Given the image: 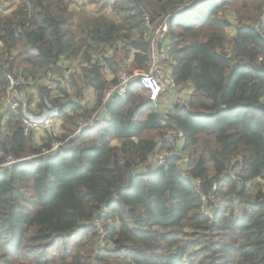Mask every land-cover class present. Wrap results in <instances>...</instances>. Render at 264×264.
I'll list each match as a JSON object with an SVG mask.
<instances>
[{
  "label": "trees",
  "instance_id": "16d2710c",
  "mask_svg": "<svg viewBox=\"0 0 264 264\" xmlns=\"http://www.w3.org/2000/svg\"><path fill=\"white\" fill-rule=\"evenodd\" d=\"M88 1L99 10L77 21L71 0H0L4 10L15 5L0 14V94L6 73H50L52 84L37 86L28 104L58 106V128L69 133L80 114L98 109L127 59L129 68L146 67L143 13L168 11L167 68L176 89L190 94L161 113L163 95L149 101L134 82L65 147L0 170V264H264V0ZM104 46L109 55L92 59ZM78 57L85 64L65 76ZM59 79L77 96L95 90L93 107L70 99ZM174 130L184 153L132 176L135 166H151L155 139ZM32 132L16 113L0 111V162L49 147L51 136L37 144ZM211 205L212 219L203 213Z\"/></svg>",
  "mask_w": 264,
  "mask_h": 264
},
{
  "label": "built area",
  "instance_id": "2783aa9c",
  "mask_svg": "<svg viewBox=\"0 0 264 264\" xmlns=\"http://www.w3.org/2000/svg\"><path fill=\"white\" fill-rule=\"evenodd\" d=\"M170 18V13L156 16H151V14L147 12L143 13L142 37L148 44V60L146 67H135L125 70L123 69L124 67L121 66L120 75L117 77L116 82H109L101 91L100 107L90 114H80L69 133L62 132L63 130L59 129L55 131L54 129L55 120L59 118L61 114L58 106L53 105L47 99H43L40 107L31 108L28 104V100L24 98V92H27V89L36 88L41 81H48L51 78L50 73H48L44 79H26L23 77H16L11 73H6L4 75L6 86L4 91L0 94V111L9 110L16 113V115L21 118L25 133H29L35 128H40L45 132V136H51L53 140L50 142L48 148H44L38 153L20 157H13L11 155L4 156L3 160L0 162V170L8 169L36 158H44L58 149L65 147L70 140L80 136L84 130L92 128L97 122L99 112L104 105L116 96H124L134 82H137L139 88L145 94L144 97L152 102L158 101L165 91H171V88L174 87V81L165 71V62L168 60L169 56L168 45L165 41L170 31ZM260 22L264 24V7L262 9ZM95 55L98 56L97 53ZM187 96L189 95H186V97ZM176 104L179 105L181 102L177 101ZM168 133V135L165 134L162 136V141L158 144L159 147L174 139L175 134L179 133L180 137H182V133L178 130L169 131ZM162 150H164V152H160L161 154H157V150L152 159L151 166L146 170H142L141 166H135L132 169L131 175L136 176L142 173H151L165 166L166 158L173 156L174 153L178 151L165 148ZM182 158L179 165L180 170L185 169V165L182 164L187 160L184 156ZM202 199L207 200L206 197ZM212 201L216 204L217 199L212 197ZM207 208L208 209L203 210V213L206 214L208 218L212 219V213L213 211H217V207L211 205ZM102 215H104V213H102ZM78 232V230H75L74 233ZM102 242L101 239V243Z\"/></svg>",
  "mask_w": 264,
  "mask_h": 264
},
{
  "label": "rangeland",
  "instance_id": "374dc122",
  "mask_svg": "<svg viewBox=\"0 0 264 264\" xmlns=\"http://www.w3.org/2000/svg\"><path fill=\"white\" fill-rule=\"evenodd\" d=\"M191 1H199V0H183V2L181 3V4H183V3H189V2H191ZM77 2H79V0L77 1ZM81 2V4L83 5L81 8H80V10L78 11L79 12V15H84V17H86V19H88V17L86 16V15H88V14H90V15H93V12L95 11V10H99V8H98V6L97 5H95V4H93V3H91V5H90V2L91 1H86V0H81L80 1ZM85 4V5H84ZM226 9V12H229L230 11V8H225ZM107 11H110V10H107ZM72 12V11H71ZM2 13L3 12H0V14L2 15ZM110 13L112 14H107L106 13V16L107 17H109L110 16V18H112V19H114L115 21H118L119 20V16H118V14H116L115 15V12H112V11H110ZM168 13H170V11H168V12H165V13H162V14H168ZM161 15V14H160ZM94 16H95V12H94ZM94 16H90V18H92V17H94ZM151 16H156V15H153V14H151ZM230 16H228V18H229ZM78 21V20H77ZM231 21H234V20H231ZM229 32V28L225 31V33H226V36H228V37H231V34L230 33H228ZM113 48L112 47H106V46H104V47H100L98 50H97V54H98V56H97V58H96V60L98 59V60H101L102 59V57L103 56H108L109 55V53L111 52V50H112ZM120 55H121V53H119ZM78 63H84V61L81 59V58H76V59H74V60H69L68 62H67V64L69 65V67L70 68H68L67 69V72L64 74L65 76H67L68 74H70L72 71H73V69H74V67L78 64ZM129 63H131V58H129V59H127V61H125L124 62V64L122 65L124 68L123 69H125V70H128L129 69V66H128V64ZM167 61L165 62V71L167 72V69H166V66H167ZM146 65H147V63H146ZM135 68V67H134ZM132 69V68H131ZM120 75V73H118V75L117 76H119ZM57 76H59L58 74H57ZM67 82V86L69 87L70 85H69V81H66ZM49 83H52V82H49ZM32 89H34V88H32ZM31 89V90H32ZM70 90H72V92L75 94V90L74 89H70ZM33 91H30V93H32ZM168 92V91H167ZM167 92L165 91L164 92V94H163V96H165L166 94H167ZM184 92V93H183ZM29 94V92H28V90H27V92H24V98L27 100V95ZM190 93H186L185 91H184V88H181V89H176V87H175V84H174V87L173 88H171V91H170V98L171 99H174V102H173V105L174 104H176V102L177 101H180L181 103H185L187 100L184 98V99H182L180 96L181 95H189ZM140 95L141 96H145V94L143 93V91H142V93L140 92ZM73 97H75V96H73ZM263 101H264V98H263ZM83 102L84 103H81V104H85V107H87V108H89V109H91L92 107H93V105L90 107V106H88V97L86 96V95H84V97H83ZM99 107H100V103H99ZM98 107V108H99ZM32 108V107H31ZM76 119V118H75ZM55 131H56V126H55ZM179 131V130H178ZM44 132V131H43ZM62 132H65L64 130L62 131ZM181 132V131H180ZM45 133V132H44ZM182 133V132H181ZM162 136H160V137H158V138H156L155 140L158 142V144L159 143H161V141H162ZM113 143H116V142H114L113 141ZM182 143H183V138L182 137H180V134L178 133V134H175V137H174V139H172L170 142H166V143H164L163 145H161V147H159V149H158V152H157V154L159 153V154H161L160 152H164V150H162V149H164V146H167L169 149H173V150H175V151H177V150H180V151H182ZM172 146V147H171ZM183 152V151H182ZM184 153V152H183ZM183 159V158H182ZM182 159H180L179 160V165H180V163H181V160ZM258 183H260V184H264V179H259V181H258ZM216 204H218V201H216ZM212 210V209H211ZM217 211H213V213H212V216H214L215 215V213H216ZM102 246L101 247H103V246H105V243L104 242H102V244H101Z\"/></svg>",
  "mask_w": 264,
  "mask_h": 264
},
{
  "label": "crops",
  "instance_id": "0c3cea01",
  "mask_svg": "<svg viewBox=\"0 0 264 264\" xmlns=\"http://www.w3.org/2000/svg\"><path fill=\"white\" fill-rule=\"evenodd\" d=\"M78 0H71V3H70V10L72 11V13H73V15H74V19L75 20H82V19H85L86 17H84V15H79V10H80V8L83 6L82 4H81V0H79V2H77ZM87 1V0H86ZM85 5V4H84ZM90 5H91V3H90ZM7 6H9V5H7ZM12 10H15V5L14 6H11L10 8H8V9H6V10H4V9H2V8H0V12H3L2 13V15H10L11 13V11ZM95 12V11H94ZM94 12H93V15H90V14H88V15H86L88 18H90V16H94ZM106 13L107 14H111L110 13V11H106ZM112 15V14H111ZM227 30V29H226ZM225 30V31H226ZM228 33H230V34H233V29L232 28H229V32ZM2 44L0 43V46H1ZM79 58V57H78ZM97 58V56L94 54L93 55V57H92V59H96ZM83 64H85V62L84 63H78L77 65H83ZM63 69H64V74L66 73V71H67V69L65 68V67H63ZM166 69H167V73L171 76V74L169 73V70H168V68H167V66H166ZM57 75V74H56ZM59 76H61L60 74H58ZM58 76V77H59ZM67 76H69V74L67 75ZM172 77V76H171ZM105 78L108 80V81H111L113 78H114V74H112L109 70H107L106 72H105ZM61 82H60V85H61V87H64V88H66V90L70 93V95H69V97H70V99H73V100H79L81 103H84L83 102V97H84V95H86L87 97H88V106H92L95 102H96V96H97V92L95 91V90H93L92 88H82V90H81V94H79L78 96H83L82 98H79L78 99V96L77 95H75L74 93H72L71 92V90H70V88H71V86H67L68 84H67V82L66 81H63L62 79H59ZM44 82L45 81H41L37 86H39V85H42V84H44ZM45 83H47V82H45ZM50 84H52V83H47V85H50ZM70 85V84H69ZM37 86H36V88H34V89H32L31 90V88H29V89H27L28 90V92H29V94H30V91H33L32 93H34V94H37V92H36V89H37ZM54 86H56V85H52V87H54ZM56 92H58L57 90H53V93H56ZM184 93V92H183ZM73 96H75V97H73ZM185 96L186 95H181L180 97L182 98V99H184L185 98ZM162 100H164L161 104H159V111L161 112V113H164V112H166V111H168L170 108H172L173 107V102H174V99H171L170 98V93H167L166 95H165V97L163 96V99ZM35 101H37V99L35 100ZM157 102V101H156ZM158 106V105H157ZM61 116L59 117V118H57L56 120H55V126H56V128L57 129H59L58 127H59V125H60V123H61ZM60 130V129H59ZM31 131H33L32 132V134H33V141L34 142H36L37 144L45 137V133L43 132V130L42 129H40V128H35V129H33V130H31Z\"/></svg>",
  "mask_w": 264,
  "mask_h": 264
}]
</instances>
